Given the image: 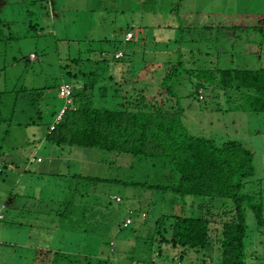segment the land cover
Returning a JSON list of instances; mask_svg holds the SVG:
<instances>
[{
  "label": "rangeland",
  "instance_id": "rangeland-1",
  "mask_svg": "<svg viewBox=\"0 0 264 264\" xmlns=\"http://www.w3.org/2000/svg\"><path fill=\"white\" fill-rule=\"evenodd\" d=\"M22 1L0 0V18L11 23L9 31L14 38L8 42H0V69L3 68L0 71V90L24 86L29 90L34 89L33 94L43 93V100L47 101L48 91L45 87L58 85L66 77L63 66L69 56V50L76 52L79 46L84 50L92 47L106 48L111 42L100 46L92 43H97L101 37L123 40L124 30L141 23L142 17L145 22L151 24L144 28L142 33L137 31L135 41L145 37L151 42L154 35L174 36L172 35L174 32L157 26L159 24L165 26L174 23L178 27L181 25L188 29L190 26L197 28L187 30L184 36L196 38L194 40L202 37L204 41L201 39L181 44L186 54L184 59L188 60L190 66L193 63L192 52L196 57H206L209 60L208 67H213L212 61L215 69L218 66L240 68L264 66V38L261 33L259 32L257 41L254 42L253 30L236 32L227 29L229 25L243 26L253 23L254 14H261L264 11V0H38L36 3L39 5L31 7L24 5L28 0ZM52 7L55 8L57 19L50 14L51 18L42 25L45 26L43 32L37 33L35 29H27L29 19L43 17L47 10L52 9L54 12ZM256 21L257 18L254 19V24ZM204 26H210L211 30L205 28L202 34V30L199 29ZM179 33L182 32L178 29ZM243 36L251 37L253 41L247 43ZM151 47L150 43L143 45L140 53L142 54L144 50L151 51ZM177 48L178 44L172 42L168 47L163 43L152 49L160 52L164 50L161 57L165 58L172 54L175 59L178 56ZM88 55L89 53H84L83 57ZM90 57L92 58V55ZM162 59L159 58V62L152 64L153 66L141 69L137 75L132 73L133 81L128 89L137 86V89L161 91L162 79L173 65ZM189 76L196 81L194 76L190 74ZM189 76H185L177 87L182 88L184 92L181 103L185 107L184 124L189 132L212 138L218 144L234 140L244 143L255 154L257 175L264 176V113L255 114L239 109L235 106L236 102L226 99L224 90L215 85L200 89L198 93L200 97L197 94L190 96L196 92V88ZM87 77L89 84L82 91L90 93L92 77ZM51 91L55 89L52 88ZM167 98L169 100L167 108L174 107V99ZM55 99L56 103L64 105L65 100L59 96ZM33 114L35 116L38 114L36 109L33 110ZM54 120L46 117L39 125L23 120L27 124L21 126L16 125L13 120L11 126H0V140H4L5 130L10 128L4 149H9V155L11 154L8 157L6 154L0 156V264H71L69 258L74 259V264H85V261H79L78 257L92 255L109 259L110 264H133L130 258L144 254L146 244L143 236L147 229H143L145 224L144 226L136 224L139 231L137 233H141V237L135 239L132 228L122 227L128 216V207L132 202L136 203L137 200L141 202L147 198L143 205L145 209L150 207L151 214L148 220L154 221L161 215V207L165 206L171 211L176 209L172 203L168 204L170 195L162 196L147 189L115 183L97 185L92 184L90 179H82L80 183L76 179H71L69 175L76 172L98 177L123 175L126 178L129 174L125 172L121 174L119 169L113 171L107 167V161L114 158L112 153L107 151L51 144L47 140L49 124L47 122ZM33 130L35 131L32 132ZM34 133L37 136H33ZM33 154L43 155L45 162L40 164L45 165L50 164L48 160L56 158L51 165L53 173L40 175L38 172L43 165H38L36 160L38 157H31ZM4 160L8 162L6 166H2ZM9 160L14 161L21 172L10 168ZM27 163L31 165L28 172L25 170ZM125 163H128L127 158L121 164L124 166ZM59 164L66 174L65 178L64 176L60 178L57 174L60 173ZM72 189L80 191L87 199L84 201H88L87 204L90 206L96 204V211L100 214L97 220L95 217L80 216L60 218L61 212L58 209L61 207L57 202L68 196L76 199L75 193L70 194ZM115 196L118 200L120 199L118 196L125 199L123 206L114 200ZM115 208L116 211L111 214ZM248 221L251 223L254 221L253 214H249ZM130 222L131 219L127 224ZM218 226L219 223L212 227V243L209 250L201 249L197 252L190 250L184 255V259L180 260L181 256L177 249L165 248L162 261L156 254L160 249L157 243L158 247L154 246V263L219 264V245L216 242L217 234L220 232ZM260 239L262 240L261 236ZM259 242L256 233L249 239L250 255L255 256L257 260L254 264H264L262 257L264 253L259 252L261 250ZM49 249L53 252L48 253ZM55 251L64 254L60 256ZM65 255L68 257L62 258Z\"/></svg>",
  "mask_w": 264,
  "mask_h": 264
},
{
  "label": "trees",
  "instance_id": "trees-1",
  "mask_svg": "<svg viewBox=\"0 0 264 264\" xmlns=\"http://www.w3.org/2000/svg\"><path fill=\"white\" fill-rule=\"evenodd\" d=\"M36 2L39 1L28 0L27 3L24 2V5L38 6L39 3ZM262 12L254 14L253 23L243 26L229 25L227 29L236 32L253 30L254 42L257 41L259 32L264 38V11ZM45 14L47 21L51 18L50 10H47ZM256 18L257 21L254 24ZM29 20L26 24L28 30L35 29L37 33L43 32L45 26H42L41 17ZM142 20L141 23L133 26L134 29L129 27L124 30L123 40L103 37L97 43H92V45L100 46L111 42L106 48L92 47L84 50L78 45L76 52L69 50L71 54L68 53L69 56L63 66L67 78L65 77L58 85L45 87L48 91L47 101L43 100V93L33 94L34 89L29 90L24 86L0 90V126H11L13 120L16 125L21 126L27 124L23 120L39 125L46 117L56 119L65 103L61 106L60 103H56L55 97L59 96L65 100L60 94L61 84L70 83L73 89L72 102L67 105L62 119L53 130L51 125L55 120L47 122L49 123L47 124V140L51 144L60 146L99 148L112 153L114 158L107 161V167L113 171L119 169V173L125 172L129 175L126 178L123 175L98 177L76 172L69 177L78 180L79 183L82 179H90L92 184L115 183L142 190L147 189L162 196L170 195L168 204L172 203L176 206V209L172 211L165 206L161 207V215L154 222L151 219L148 220L151 214L150 207L145 209L143 205L147 198L141 202L137 200L136 203L131 200L132 205L128 207V216L122 227L132 228L135 239L141 237V233H137L139 231L136 229V224H142V226L145 224L143 229H147L143 236L146 244L144 254L130 258L133 264H155L154 246L158 247V244L160 249L156 254L160 259L164 256L165 248L177 249V253L179 252L181 256L180 260H183L184 255L190 250L195 252L201 249L209 250L212 243V227L217 223H219L220 231L216 238L219 245L218 263L254 264L257 260L255 256L250 255L248 244L255 233L260 240L259 252L264 253V176L257 175L255 154L247 145L237 140L218 144L212 138L191 134L184 124L185 107L181 103L184 92L182 88L177 87L182 83V79L190 74L196 79L194 82L189 76L196 88V92L190 96L197 94L200 97L198 94L200 89H207L212 85L219 86L226 93V99L234 100L235 106L239 109L261 114L264 113V66L241 68L218 66L215 69L216 66L212 61L213 67H208L209 60L206 57H196L194 52L191 56L193 63L190 66L188 60L184 59L186 54L181 44L201 41V39L204 41L202 37L194 40L196 38L184 36L187 30L197 29L196 27L190 26L188 29L186 26L178 27L174 23L165 26L159 24L157 26L174 32L172 34L174 36L154 35L151 42L145 37L135 41L137 31L142 33L143 29L151 24L145 22L143 17ZM10 25L11 23L7 20L0 18V42L14 39L9 31ZM205 28L211 30L210 26H204L199 29L202 30V34ZM178 29L183 35L178 34ZM204 31L207 32V30ZM130 32L133 35L128 39L127 35ZM243 38L247 43L253 41L251 37L243 36ZM93 41L96 42V40ZM172 42L178 44L176 49L178 56L175 59L172 54L163 58L161 52L164 50L160 52L152 49L163 43L168 47ZM149 43L152 45L151 51L144 50L141 54L142 46ZM84 53H89L88 57H83ZM157 56L158 59H165L167 64L173 63L172 68L162 79V90L137 89V86L128 89L133 81L132 73L137 75L141 69L158 63ZM91 67L92 70H90ZM87 76L92 77L90 93L82 91L89 84ZM97 82H103V84H97ZM52 88L55 91H51ZM40 95L42 102H40ZM165 95L174 99V107L167 108L169 100ZM35 109L38 113L36 116L33 114ZM5 132L4 140H0V156L6 153L4 143L10 134V128H7ZM126 158L128 166L122 167L120 164ZM40 175L43 176V174ZM65 175L58 173L60 178L62 176L65 178ZM43 188L48 187L43 186ZM74 193L76 199L68 196L57 202V205L61 207L58 209L61 212L60 218L80 216L95 217L97 220L100 214L96 211V204L94 203L95 206L87 204L88 201H84L87 199L77 189H72L70 194ZM118 197L119 200L117 196L114 200L123 206L125 199ZM90 207L93 209H89ZM116 209L110 213H114ZM250 213L254 218L252 223L248 221ZM130 219L131 222L127 224V220ZM49 252L53 250L49 249ZM56 253L60 256L64 254ZM65 257L68 256L65 255L62 258ZM69 259L71 264H74V259ZM78 259L85 261V264H110L109 259L93 257V255L92 257L81 256Z\"/></svg>",
  "mask_w": 264,
  "mask_h": 264
},
{
  "label": "crops",
  "instance_id": "crops-1",
  "mask_svg": "<svg viewBox=\"0 0 264 264\" xmlns=\"http://www.w3.org/2000/svg\"><path fill=\"white\" fill-rule=\"evenodd\" d=\"M53 8V10H54V12L52 11V9H51V11H50V13L51 14H53L54 15V19H57V14H56V11H55V8L54 7H52ZM43 13H44V11H43ZM44 16L43 17H41V21H42V23H43V25H44V23H46V20H45V18L47 17L46 16V14L44 13L43 14ZM157 27V26H156ZM192 27H194V26H192ZM132 28H133V26H132ZM134 29V28H133ZM102 38V37H101ZM35 130H33L32 132H34ZM35 134V133H34ZM6 156L8 157V156H10L9 155V152H7V150H6ZM35 154H33V155H31V157L32 156H34ZM34 157H42V161L41 162H39L38 161V165H43V166H41V168L39 169V172L38 173H40V174H43V176H45V175H50L51 173H53V172H51L52 171V168H51V165H52V163H53V161L56 159V158H52V159H50V160H48L49 162H50V164H47V165H45V164H40V163H44L45 162V157L43 156V155H38V156H34ZM34 159V158H33ZM32 159V160H33ZM58 160V159H57ZM121 160H123V159H121ZM120 160V161H121ZM126 160V159H125ZM33 161H35V160H33ZM124 161V160H123ZM7 160H4V163H3V165L2 166H6L7 165ZM9 167L10 168H12V169H16V170H18L19 172H21V170H20V167L19 166H17L16 165V163H14V161H10L9 160ZM60 163V162H59ZM122 163V162H121ZM60 165V164H59ZM122 167H125V166H128V163L126 164L125 163V165L123 166L122 164H120ZM29 166H31L30 164H26V168H25V170L27 171L28 169H30L31 170V167H29ZM4 168H6V167H4ZM59 171L62 173V174H65L64 172H63V169H61V165H60V169H59ZM58 174V173H57ZM17 208V207H16Z\"/></svg>",
  "mask_w": 264,
  "mask_h": 264
},
{
  "label": "built area",
  "instance_id": "built-area-1",
  "mask_svg": "<svg viewBox=\"0 0 264 264\" xmlns=\"http://www.w3.org/2000/svg\"><path fill=\"white\" fill-rule=\"evenodd\" d=\"M132 35L133 34L131 32L128 33L127 38L128 39L131 38ZM72 90H73L72 85L70 83H64L61 85L60 94L63 98H65V105L62 107V109L59 112V114L57 115L54 123L51 125V130H53L55 128L56 124L62 119L63 114L66 111L67 105L72 102ZM36 160L42 161V157H38V158H36Z\"/></svg>",
  "mask_w": 264,
  "mask_h": 264
}]
</instances>
